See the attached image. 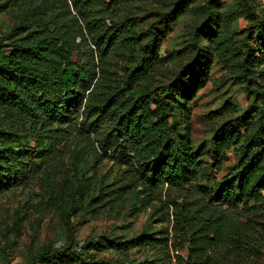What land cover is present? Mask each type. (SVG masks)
I'll return each instance as SVG.
<instances>
[{"label": "trees", "instance_id": "trees-1", "mask_svg": "<svg viewBox=\"0 0 264 264\" xmlns=\"http://www.w3.org/2000/svg\"><path fill=\"white\" fill-rule=\"evenodd\" d=\"M71 1L84 16L85 25L72 15L68 0H43L0 39V113L25 127L23 137L36 143L32 155L21 152L4 157L0 153V194L26 181L35 159L46 161L50 153L71 140L78 127L82 135L99 136L103 155L129 165L124 183L118 180L121 185L114 184L104 197L127 190L147 197L161 195L170 204L173 217L171 247L167 235L94 243L90 250L150 246L159 255L151 264H172L170 250L186 248V258L176 255L178 264H264V92L247 87L251 100L235 119L237 130H219L212 152L214 168L221 169L226 153L235 145L242 156L236 171L214 192L197 179L201 153L191 147L187 109L197 89L204 87L210 66L203 60L179 83L149 85L161 59L162 39L154 24L146 55L124 85H109L104 77L102 80L97 59L121 38L126 41L124 35L134 24L114 20L111 26L106 24L99 7H109L113 0ZM176 20L175 13L169 12L158 23L168 28ZM256 23L250 28L256 27L255 41L263 53L264 25L263 21ZM34 24L36 28L31 30ZM18 29L27 32L13 39ZM76 47L84 52L83 64L73 61ZM252 51L246 43L245 55ZM240 68L248 71L245 62ZM6 135L0 130L2 141L8 140ZM78 140V145L86 141L83 137ZM86 246L79 250L50 246L41 257L56 264H110L86 256Z\"/></svg>", "mask_w": 264, "mask_h": 264}, {"label": "rangeland", "instance_id": "rangeland-1", "mask_svg": "<svg viewBox=\"0 0 264 264\" xmlns=\"http://www.w3.org/2000/svg\"><path fill=\"white\" fill-rule=\"evenodd\" d=\"M42 1L0 0V39L17 28ZM68 2L72 15L85 25L84 16L73 1ZM99 8L104 10L101 15L108 26L112 20L134 24L124 35L126 41L121 38L97 59L102 80L104 77L109 85H124L128 74L146 55L154 24L162 39L161 59L149 85L155 88L179 83L203 60L210 66L204 87L197 89L187 109L191 147L195 153H201L197 179L200 185L218 192L222 181L236 171L242 156L235 145L226 153L221 169L214 168L212 152L219 130H237L235 119L251 100L247 87L264 92V45L263 53L259 52L256 27L250 28L257 20L264 25V0H113L109 7ZM169 12H174L177 20L167 28L158 22ZM26 32L18 29L12 38L18 39ZM246 43L253 49L249 56L245 55ZM133 44L135 48L129 47ZM73 61L85 63L81 48H74ZM244 62L246 72L240 68ZM0 130L7 132L5 139H8L0 138L1 155L9 157L21 152L32 155L36 143L23 137L25 127L0 113ZM80 136L86 141L78 145ZM89 136L74 128L71 140L50 153L46 161L35 159L26 181L0 194V264H56L42 259L44 249L73 246L79 250L85 245L86 256H93L96 261L151 264L159 255L150 246L127 251L90 248L94 243L104 245L167 235L171 247L173 217L166 197H147L128 190L122 195L104 197L108 189L121 185L118 180H124L129 165L103 155L97 141L99 136ZM177 254L186 258L188 252L186 248L171 249L172 264H178Z\"/></svg>", "mask_w": 264, "mask_h": 264}]
</instances>
